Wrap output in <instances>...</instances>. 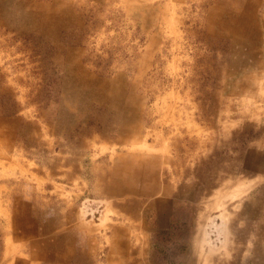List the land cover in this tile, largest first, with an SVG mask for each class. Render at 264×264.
<instances>
[{
  "label": "rangeland",
  "instance_id": "1",
  "mask_svg": "<svg viewBox=\"0 0 264 264\" xmlns=\"http://www.w3.org/2000/svg\"><path fill=\"white\" fill-rule=\"evenodd\" d=\"M216 1L0 0V264L46 199L85 264L97 236L150 242L153 264L192 241L195 264H264L239 224L264 200V3L226 0L219 27Z\"/></svg>",
  "mask_w": 264,
  "mask_h": 264
},
{
  "label": "crops",
  "instance_id": "2",
  "mask_svg": "<svg viewBox=\"0 0 264 264\" xmlns=\"http://www.w3.org/2000/svg\"><path fill=\"white\" fill-rule=\"evenodd\" d=\"M236 1L240 4V0ZM236 1L233 0L232 5L238 4L236 3ZM230 2H227L226 0L216 1L214 14L217 13V16L219 17V24H216V19L215 17H213L214 26L222 27L224 25L220 22L222 21V19H224L223 16L227 13V9H225V7L222 5H226V3ZM254 2H260L261 4H263L264 0H255ZM234 9L236 10V7H234ZM239 14H241V11L239 12ZM236 24L237 27L238 25L240 27V24L238 23H235V27ZM256 24V28L258 29L259 25L258 23ZM228 29L230 30V28ZM231 32L234 36H236V31ZM237 35H239V37L241 38L240 43H238L240 46L243 42H247V39L242 37V30H239V33H237ZM243 44L246 45V43ZM254 46L255 42L253 45H250V47L248 48L249 51L256 50L257 47ZM110 184L112 185L113 183L109 182V188H111ZM122 184L123 183H120V186L117 185V187L121 189V193L117 195H122V193L124 192V186ZM42 189L43 190L41 191L44 192L45 195L46 193H49V195L53 194L51 193V191L46 192L44 188ZM111 189L113 190V188ZM38 191L40 192L39 189ZM251 192V197H246L242 201L245 208L244 210L247 215H244L243 221H240L239 224L242 225L243 223L246 225V219L249 221L250 242L248 243V246L254 248L253 262L256 263L259 256H261L262 254L264 255V221L259 225V221L257 220L259 217H264V200L262 201L261 198L259 199L257 191L254 192L251 189ZM49 202L51 203L50 199H46V205L40 206L39 208L41 209L37 211V214L40 215V224L38 227H36V229L34 228V225L31 227L27 224H21L20 220L22 219H20L19 217L17 222H15L14 228L15 230H18L16 232L15 238H17V241L20 242L17 244L20 245L19 247L21 248V250H23V248H25V250L24 253H15L17 259L14 262H16V264H85L83 262L84 260L82 259L84 253L83 247L87 245V242L85 241V237H83V234L81 235V232H83V228H78V225L75 228V224H71L70 221L63 222L58 220L56 211L51 205L52 203L50 204ZM239 206H241L240 203L235 206V209L237 207L239 208ZM19 215H23V212L19 213ZM231 216L234 217V213L233 215H229V217ZM222 217L226 218L223 215ZM160 220H162V218H160ZM140 221L141 218H138V222L140 224H143V220L141 222ZM19 229H21L22 231H20ZM117 230L119 231L118 228ZM237 231H239L238 227L235 229H228L229 235L233 238L237 236ZM113 237L116 236H97L93 238L92 244L89 243V254L87 253V255H90V260H88L89 264H153L152 258L154 251L152 249L149 250L151 244L150 242H146L143 239H138L137 242L134 239L124 241V239H114ZM130 241L131 245L129 243ZM124 245L126 246V248H124ZM104 250L105 254H103V260L100 261L97 254L99 252L103 253ZM246 252L247 251H245V253ZM251 252L253 254V251ZM252 254L251 258L253 256ZM18 256H20V260ZM195 256H199V251L197 250V245L195 246L194 241H192L184 257L175 259V263L173 264H195Z\"/></svg>",
  "mask_w": 264,
  "mask_h": 264
},
{
  "label": "bare ground",
  "instance_id": "3",
  "mask_svg": "<svg viewBox=\"0 0 264 264\" xmlns=\"http://www.w3.org/2000/svg\"><path fill=\"white\" fill-rule=\"evenodd\" d=\"M236 1V0H235ZM237 2V1H236ZM241 3V2H240ZM249 3V2H248ZM49 8V7H48ZM226 8V7H225ZM17 10V9H16ZM18 11V10H17ZM68 11V10H67ZM45 12V11H44ZM67 13H69V12H67ZM64 14V13H63ZM70 16H71V14H70ZM73 16V15H72ZM37 18V17H36ZM226 18V17H225ZM45 20H46V18H45ZM70 20V19H69ZM48 22V21H47ZM51 22H53V21H51ZM65 22V21H64ZM72 22V21H71ZM66 23H67V21H66ZM228 24V23H227ZM63 25V24H62ZM72 25V24H71ZM232 26V25H231ZM62 26H60L59 28H61ZM53 28V27H52ZM39 29V28H38ZM41 30V29H40ZM46 30H49V29H46ZM51 31V30H50ZM53 32H55V31H53ZM53 32H51L52 34H53ZM60 32V31H59ZM47 33V32H46ZM132 104V103H131ZM122 133L124 134V133H126V129L124 128V124H123V126H122ZM149 149V148H148ZM11 242V241H10Z\"/></svg>",
  "mask_w": 264,
  "mask_h": 264
}]
</instances>
